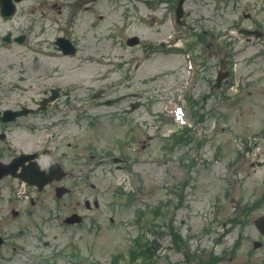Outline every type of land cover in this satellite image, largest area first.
<instances>
[{
  "label": "rangeland",
  "instance_id": "1",
  "mask_svg": "<svg viewBox=\"0 0 264 264\" xmlns=\"http://www.w3.org/2000/svg\"><path fill=\"white\" fill-rule=\"evenodd\" d=\"M262 1L242 0L245 11L259 18L264 15L263 9H259ZM230 10L231 7L221 8L222 31L229 19H233ZM146 11L142 9V17ZM19 21L16 16L11 22L0 23V34L6 33L7 29L25 30L26 23ZM149 32L147 25L140 26L142 36H148ZM86 39L70 63L62 58L38 55L18 44L0 48V109H15L22 105L35 109L28 117L20 119L24 123L20 126L10 129L12 125L0 124V159L7 161L10 158V152L4 146L12 136L18 150L32 151L47 146L51 154L45 156L44 161L64 154L71 158V166L77 165L78 173L82 168L89 172L83 174L89 175V179L81 180L76 193L66 199L59 201L55 185H50L41 194L34 195L37 204L25 202L29 208V221L25 226L29 229L22 237L17 235V221H11L10 209L17 203L7 202L13 194L9 182L1 186L5 200H0V227L13 237L11 242L24 240L25 249L4 247L0 250V264H32L27 253L36 251L48 255L52 248L59 253L55 264H129L134 240L141 238L143 231L156 248L153 263L148 264H264V235L255 225V220L264 215V136L260 133L264 129L262 47L248 44L247 48H240L236 82L234 80L233 85L221 89L213 90L215 58L204 59V79L201 78L198 89L191 95L192 101L199 94L200 100L202 95L206 96L202 103H191L202 119L197 130L195 122L188 127L174 123L166 114L164 104L156 103V122L152 121L150 127L155 138L149 152L142 150L140 153L141 157L149 155L151 162L119 167L108 160L99 162L101 154L114 155L119 151L117 129L110 128L101 117L106 108L92 106L85 109L91 100L90 92L106 82L100 80V75L118 60L107 53L116 50V45L110 40ZM240 42L244 45L242 38ZM207 43L204 44L205 54L229 51L222 47L226 43L224 38L219 37L217 42L221 50H209ZM42 46L53 48L48 42ZM184 62L182 51L142 61L140 86H144L142 80L161 76L162 70L183 66ZM55 64L60 65L61 71L53 73L48 82L61 76L63 83H56L71 87L69 97L76 98L77 103L71 117H76L78 111L81 118L88 113L84 119L73 120L69 128L44 126L40 118L42 110L37 109L42 97L38 77L44 71L52 73ZM117 76V73L108 74L107 80L114 84ZM173 78L164 77L151 84L161 90L170 87ZM185 100L189 101L188 97ZM58 130L62 136L51 142L48 137ZM75 150L88 160L87 165L83 164L84 159L74 160ZM93 153L98 155L93 159L95 164L90 156ZM78 176L79 180L81 176ZM183 179L186 180L184 187L181 186ZM20 190L22 188L18 189L17 195L26 193L25 187ZM91 193H97L100 202L95 209L97 212L88 210L84 204L85 197H94ZM167 199H171L170 205H167ZM119 201V207L112 205ZM150 205H162V213L154 216ZM75 211L91 217L99 213L100 221L107 227L102 231L95 230L89 220L80 226L65 227L64 217ZM139 212L145 220L139 217ZM150 216L158 226L157 234L149 231L147 217ZM256 240L263 243L258 249L253 245ZM139 263L138 260L135 264Z\"/></svg>",
  "mask_w": 264,
  "mask_h": 264
},
{
  "label": "flooded vegetation",
  "instance_id": "2",
  "mask_svg": "<svg viewBox=\"0 0 264 264\" xmlns=\"http://www.w3.org/2000/svg\"><path fill=\"white\" fill-rule=\"evenodd\" d=\"M178 3L179 0H22L17 4V0H0V23H4L13 18L3 15L2 5L7 7L16 4L17 9L20 8L21 11L19 15V18H21L20 21L28 24L27 33H22L25 36L24 43L34 39L38 42L37 46H40V44L42 45L44 42H48L49 46L53 47L54 50L49 49L51 53L43 52L42 55L48 58H62L68 62L80 52L81 42L87 40V37H93L97 40H110L115 44L116 50L108 51L107 53L108 55L115 56L118 60L110 67V70L106 68L100 77V79L107 80L108 74L117 73L118 80L114 86L115 90L113 85L108 86L110 83L106 82V86H101L96 91L90 93L94 99L92 104L97 108H106L105 112H102L103 114L101 117L106 120L110 128L115 127L117 129L116 145L119 150L117 157H119L120 161L115 163L113 155L108 153V159H112L110 163H114L119 167L129 164L143 165L148 159L146 157H141L140 153L142 150L149 152L155 138L154 133H151L150 127L152 121L156 122V107L155 103L149 98H144L143 92H141V88H143L140 86L141 82L139 77L141 58L145 61L154 58L156 55H159V57L171 56V54L181 51L176 47L182 44V50L184 52L188 50L193 52L192 57L198 68L196 83L193 87V91L195 92L198 89L201 78L202 80L204 79V66L202 64L204 59L212 56L215 58L213 61V68L216 70V74L221 71L228 72L229 76L224 80L223 86L230 84L231 78L235 73L232 65L235 62L236 64L239 62L238 57L240 54L236 52H233L232 57L235 59L232 62L229 59L231 58L230 55H221L220 51L205 54L204 44L206 41L211 42L207 46L210 50H221L220 45L217 44V42H219V37L221 38L219 33L221 27L220 0H186L183 5V16L179 18L181 23V25H179L183 30V35L177 30L178 27L173 26ZM242 8L243 4L236 1L233 3L232 9L230 10L233 11V19H229L230 31L231 29H237L240 25L242 19L239 16V9ZM142 9L147 10L144 14L146 18L141 17ZM243 15L244 18L253 20L254 16L252 14L243 13ZM195 17H197V20H195ZM200 22L202 24L206 23L208 27L212 28L205 29V26H201ZM261 23L264 28V19ZM141 25H147L149 27L150 32L148 36H142L147 39H143L147 42L143 45L140 43L134 44L137 38H140L141 42ZM262 27L251 24L248 28H257V30L262 33L263 38L261 41L264 43V29ZM173 31L177 34H175V40L178 41V43L174 42L173 44L166 45L167 38ZM4 36V34L0 35L1 42ZM47 36L52 38L48 40ZM254 37L255 36L246 37L242 48H247L246 45L259 41L257 38L254 39ZM179 40L181 42H179ZM229 40L230 42H228V45L231 50H235V48L241 46L237 36L230 35ZM167 46L170 47L168 52H166ZM90 58H92V56ZM240 64H242V61ZM223 68L225 69L222 70ZM60 71V65L55 64L52 73L44 71V73L42 72L38 77V83L40 87L43 88L42 97L38 100V109L39 111L42 110L40 118L43 121V125H49L51 129L65 126L69 128L73 125V120L84 119L88 114L86 113L83 118H81L82 116L78 118L77 115H75L76 117H71V112L75 110L71 108V105L74 103L72 101H76V98L69 97V90L63 92L62 87L59 85L56 87L53 85L48 86L51 83V81L48 82V80L53 78V73H60ZM178 72L182 73L183 78L184 68L182 65L178 66V69L172 73L176 74ZM216 76L217 75H215V79L213 80V90H215L217 81ZM59 77L54 78V82H61L62 80ZM159 79L163 78H155L150 81H144V83H155ZM176 79L177 76L175 81ZM46 87L49 89L45 90ZM53 90H57L59 96L55 100L48 102L47 99L50 97ZM150 91L155 92L156 85L151 84ZM199 95L196 97V100H193V103L196 102V104H199L206 99V96L202 95V100H200L201 94ZM100 96L102 98L95 99ZM116 97L121 98L113 104H107L108 100ZM61 105L64 106L62 107ZM91 107L92 105L87 109ZM29 115L23 117H28ZM6 124L12 125L9 127L12 129L16 125L20 126L24 123L19 119ZM67 134L68 136L71 135L70 132ZM61 136L62 133L58 130L50 139L53 142ZM13 141L11 136L6 145V148L10 152V158L6 161L7 163L13 162L15 158L23 153L36 154V157L33 159L19 161L16 173L8 174L0 180V200H5V197L1 195V186L9 182V187H11V192L13 194L9 195L7 202L15 201L17 203L16 207L11 206V221H17L19 225L17 235L18 237H22L29 229L25 226L29 221V208L25 205V202L30 201L33 205L37 204L38 200L34 195L41 194L45 191L46 187L50 185H55V195L56 189L58 187H63V191L65 192L63 196L60 198L56 197L59 201L64 198L66 199L76 193L77 185L81 180H88L89 175L85 176L83 174H88L89 172L86 173L84 169H80L78 173L76 169L77 165L71 166V158H68V156L64 154L56 158L54 157L48 162L44 161V157L50 156L51 154L50 148H43L41 151L37 149L32 151L18 150V148L13 145ZM134 153L136 155H134ZM73 156L76 162L80 160L76 150L73 152ZM105 158L106 155H104V160ZM52 164H57L59 166L58 169L55 168L52 173L54 179L41 190L36 185L26 181V178H23V176L35 173L33 166L30 167L31 165L37 167V173L43 171V176L50 175ZM20 174H23V176ZM78 174L81 176L79 180ZM23 187H25L26 193L17 195L18 189L22 188L23 190ZM95 187L96 185L93 184V188ZM22 190H20V192ZM91 194H93L94 197H85L84 204L88 210L97 212L95 209H98L100 202L96 198L97 193ZM78 204L81 206L80 202H78ZM112 205L114 204L112 203ZM115 206L119 207L118 205ZM75 213L80 214L76 211L71 214ZM75 219L77 222L66 223V226H80L89 220L90 223L95 225V230L102 231L107 227V225H104L103 222L100 221L99 213L97 216L91 217L90 215H84ZM111 219L115 220L114 217H111ZM39 224H41V222H39ZM0 235L4 238V242L0 245V250H4V247L7 246L20 250L24 249V240H17V242L14 243L11 242L13 237L9 236L7 232L5 233L1 227ZM34 252L35 255H38V258L44 257L43 254L36 251ZM50 264H54V262Z\"/></svg>",
  "mask_w": 264,
  "mask_h": 264
},
{
  "label": "water",
  "instance_id": "3",
  "mask_svg": "<svg viewBox=\"0 0 264 264\" xmlns=\"http://www.w3.org/2000/svg\"><path fill=\"white\" fill-rule=\"evenodd\" d=\"M224 78L223 74H221L219 76V82ZM218 85H220V83H218ZM56 95L52 96V98H55ZM30 111V109H25L24 111H12V110H7L5 112V114H12L13 117H6L4 116L2 119L5 120V121H9V120H12V119H15L18 115H21V114H25V113H28ZM3 175V174H2ZM30 177V176H28ZM36 178H41V180H43V175L40 173V174H37V176H35ZM52 178H54V175L52 174L50 177H46L45 180L42 182V185L43 184H46V182L51 181ZM41 186V185H40ZM256 224L257 226L259 227L260 231L262 233H264V216L260 217L259 219L256 220Z\"/></svg>",
  "mask_w": 264,
  "mask_h": 264
}]
</instances>
